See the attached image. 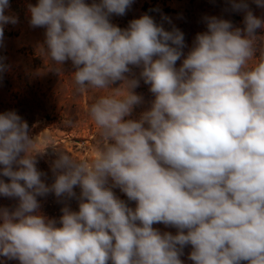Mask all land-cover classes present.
<instances>
[{
	"label": "clouds",
	"instance_id": "1",
	"mask_svg": "<svg viewBox=\"0 0 264 264\" xmlns=\"http://www.w3.org/2000/svg\"><path fill=\"white\" fill-rule=\"evenodd\" d=\"M133 3L26 5L29 26L44 29L39 56L57 75L70 62L76 94L93 93L99 143L90 161L55 144L35 151L28 122L0 112V196L16 201L0 205V264H184L189 246L194 264H264V17L248 0H226L243 28L205 16L189 47L148 14L112 23ZM10 7L0 0V47L5 26L19 23ZM141 80L149 101L135 91ZM44 158L51 183L37 167ZM49 194L59 218L42 211Z\"/></svg>",
	"mask_w": 264,
	"mask_h": 264
},
{
	"label": "rangeland",
	"instance_id": "2",
	"mask_svg": "<svg viewBox=\"0 0 264 264\" xmlns=\"http://www.w3.org/2000/svg\"><path fill=\"white\" fill-rule=\"evenodd\" d=\"M9 2V11L19 17V23L5 26L3 47H0V56L5 58L4 63L8 65V70L0 74V112L15 110L28 122L35 137V151H43L49 145L55 144L78 160L90 161L96 156L99 143L97 128L88 116L93 93L84 91L76 94L70 62L57 75L51 71L54 66L46 58L39 56L37 47L44 39V29L29 26L26 8L28 3L35 4L37 0ZM248 3L255 15L264 17V9L258 8L253 0H248ZM143 14L152 16L166 30H171L173 26L180 29L185 34V42L189 47L197 33L207 30L205 16L231 20L234 26L241 28L244 16L243 12H232L226 0H134L126 15H114L111 19L112 23L126 28L129 21ZM163 17H167L171 23ZM258 34L264 35V30H258ZM177 63L179 65L180 62ZM135 71L138 74V70ZM148 88L141 80L140 87L135 91L142 94L145 101H149L152 94ZM108 91L111 90H106L105 94ZM146 106L136 108L135 112L139 113ZM69 118L75 121L72 127L64 126L63 121ZM47 151L50 153L52 150L49 148ZM37 167L48 174L46 182L51 183L48 158L40 159ZM75 190L79 193L78 188ZM114 191L121 199H127L119 189ZM38 199L41 200L42 211L46 215L59 218L62 205L57 203L53 194ZM15 202L0 196L2 206H11ZM71 207L78 210L75 200L71 201ZM154 227L173 234L176 232L175 228H165L162 224ZM190 251V246L184 249L181 257L184 264H194L187 258ZM5 264L18 262L6 261Z\"/></svg>",
	"mask_w": 264,
	"mask_h": 264
}]
</instances>
